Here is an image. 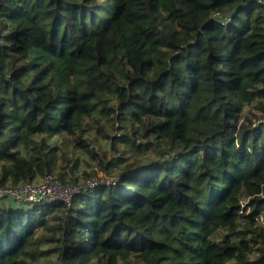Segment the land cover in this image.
I'll list each match as a JSON object with an SVG mask.
<instances>
[{
    "label": "trees",
    "instance_id": "16d2710c",
    "mask_svg": "<svg viewBox=\"0 0 264 264\" xmlns=\"http://www.w3.org/2000/svg\"><path fill=\"white\" fill-rule=\"evenodd\" d=\"M55 135L119 180L1 207L0 264H264L261 4L0 0V185L53 174Z\"/></svg>",
    "mask_w": 264,
    "mask_h": 264
},
{
    "label": "rangeland",
    "instance_id": "374dc122",
    "mask_svg": "<svg viewBox=\"0 0 264 264\" xmlns=\"http://www.w3.org/2000/svg\"><path fill=\"white\" fill-rule=\"evenodd\" d=\"M249 108L246 107L245 110ZM90 125V130L88 131V137L92 141V143L97 147L98 151L101 153V157L105 161L114 160L118 154L112 149L110 141L103 139L100 135L96 133V126L92 119L88 120ZM48 142L51 146H58L60 149L56 155V166L53 171V176L59 172H65L63 180H60L65 186H74L79 183H82L84 180L88 178H98L105 174H114L116 175L118 172H121L124 164H119L118 166H113L109 171H105L101 168L100 165H96L97 163L90 158L87 154L82 151L76 150L72 145V138L70 136L64 135H55L48 136ZM65 155L66 159H62V155ZM135 160L138 162L145 163L146 160H142L140 156L137 155H127L128 163H132ZM36 203H22L18 202L14 198H4L0 200V208L1 207H25V208H33L37 206ZM223 231H220L218 234V238H221ZM133 264H143L139 260H133Z\"/></svg>",
    "mask_w": 264,
    "mask_h": 264
},
{
    "label": "built area",
    "instance_id": "2783aa9c",
    "mask_svg": "<svg viewBox=\"0 0 264 264\" xmlns=\"http://www.w3.org/2000/svg\"><path fill=\"white\" fill-rule=\"evenodd\" d=\"M261 4L264 10V0H254ZM227 18L226 21H229ZM119 180L118 176L105 174L98 178H88L82 183L74 186H65L52 174H48L38 180H30L17 185H0V200L4 198H14L22 203H50L56 200H63L68 206L71 205L73 197L87 189L96 188L100 185L112 184ZM248 199L242 198L241 212H246ZM249 211V209H247Z\"/></svg>",
    "mask_w": 264,
    "mask_h": 264
}]
</instances>
